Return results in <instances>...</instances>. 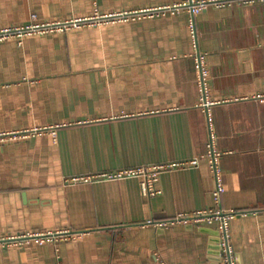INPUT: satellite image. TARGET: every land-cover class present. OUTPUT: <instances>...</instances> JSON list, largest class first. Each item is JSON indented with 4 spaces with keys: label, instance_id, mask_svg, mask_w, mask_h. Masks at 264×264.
Instances as JSON below:
<instances>
[{
    "label": "crops",
    "instance_id": "obj_1",
    "mask_svg": "<svg viewBox=\"0 0 264 264\" xmlns=\"http://www.w3.org/2000/svg\"><path fill=\"white\" fill-rule=\"evenodd\" d=\"M182 1L0 0V29L95 20L0 39V237L54 236L0 246V264H225L218 222L147 224L215 208L234 213L237 264H264V1L211 4L195 39L187 9L159 11ZM195 158L153 197L137 177L85 180Z\"/></svg>",
    "mask_w": 264,
    "mask_h": 264
},
{
    "label": "built area",
    "instance_id": "obj_2",
    "mask_svg": "<svg viewBox=\"0 0 264 264\" xmlns=\"http://www.w3.org/2000/svg\"><path fill=\"white\" fill-rule=\"evenodd\" d=\"M230 0H184L180 3L166 6L163 10H177L180 8L187 9L191 15L190 29L195 39L196 30L194 17L199 12L205 10L211 4L217 6H223L227 4ZM244 3H254L264 0H241ZM154 10L142 11L140 13H150ZM94 18L74 20L69 22H58V23H30L22 27H7L0 29V39L16 38L21 41L27 35H33L37 33H46L54 31L55 28L63 29L71 26H80L84 23H94ZM197 68L199 70V84L200 87L206 91L207 80L209 77V70L204 63V56L199 55L197 57ZM221 153L213 146L211 143L208 147L206 157L209 160L210 168L215 179L216 187L214 190V198L219 203L221 196L225 190L224 175L221 169L219 159ZM198 164V159H190L184 161H176L169 163H162L158 165H143L139 167H133L128 169H122L118 171L103 172L98 175L91 177H86L85 180H97V179H121L126 177H137L140 179L141 192L146 197H153L160 193L158 187V181L162 172H166L178 168H186L190 166H195ZM77 180V179H75ZM234 213H225L222 210L215 208L209 210L197 211L194 213H180L177 216L168 219L165 222L156 223L152 220L148 221L147 224H154L155 226H168L174 223L183 224H212L213 222H218L219 229V250L221 254V260L225 264H237L234 255V248L229 241V220L233 217ZM53 234L50 235H40V234H15L7 237H0V246L9 247L11 245L18 244L27 239L37 238L40 243L46 240H52ZM55 264H63L59 258H57Z\"/></svg>",
    "mask_w": 264,
    "mask_h": 264
},
{
    "label": "rangeland",
    "instance_id": "obj_3",
    "mask_svg": "<svg viewBox=\"0 0 264 264\" xmlns=\"http://www.w3.org/2000/svg\"><path fill=\"white\" fill-rule=\"evenodd\" d=\"M47 23H58V22H47ZM72 27H79V26H69L68 28H66V29H69V28H72ZM57 29H59V28H55L54 29V31L55 30H57ZM65 28H64V30H66ZM60 30V29H59ZM51 32V31H50ZM4 137H7V136H4L3 134H1L0 133V139H3ZM11 139H15V138H17V136H15L14 134H12L11 136H9Z\"/></svg>",
    "mask_w": 264,
    "mask_h": 264
}]
</instances>
